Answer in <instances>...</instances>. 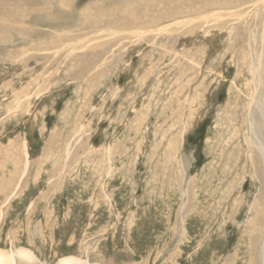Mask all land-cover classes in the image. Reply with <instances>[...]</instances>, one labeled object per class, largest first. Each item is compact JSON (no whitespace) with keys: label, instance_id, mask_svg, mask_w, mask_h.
<instances>
[{"label":"rangeland","instance_id":"obj_1","mask_svg":"<svg viewBox=\"0 0 264 264\" xmlns=\"http://www.w3.org/2000/svg\"><path fill=\"white\" fill-rule=\"evenodd\" d=\"M55 2L0 4V248L260 264L264 0Z\"/></svg>","mask_w":264,"mask_h":264},{"label":"bare ground","instance_id":"obj_2","mask_svg":"<svg viewBox=\"0 0 264 264\" xmlns=\"http://www.w3.org/2000/svg\"><path fill=\"white\" fill-rule=\"evenodd\" d=\"M8 1V0H7ZM7 1H4V0H1V2H0V4L2 5V4H5V3H2V2H7ZM31 1V0H30ZM52 1V0H51ZM59 1V2H58ZM70 1L71 0H57V2H55V3H59L60 5H64L65 3H70ZM75 2V1H74ZM71 3H73V2H71ZM66 5H68V4H66ZM27 6V5H26ZM31 6V5H30ZM90 6H92V5H90ZM63 7H65V6H63ZM67 8V7H66ZM8 9V8H7ZM33 9V8H32ZM34 10V9H33ZM40 10V9H39ZM88 10V9H87ZM16 12H20L21 13V10L20 9H13V12H12V14H14V13H16ZM31 12V11H30ZM9 14H11V13H8L7 14V16H6V14L4 13V14H0V20H9V19H7L10 15ZM38 14V13H37ZM41 14V13H40ZM43 14V13H42ZM82 14V13H81ZM9 15V16H8ZM21 16L22 15H24V14H20ZM48 15V14H47ZM51 15V14H50ZM85 16H87V14L85 15ZM86 18V17H85ZM89 18H92V17H89ZM93 19V18H92ZM89 20V19H88ZM83 22V21H82ZM88 22V21H87ZM21 23V22H20ZM14 25V24H13ZM19 25V24H18ZM61 25V24H60ZM20 27H21V25H20ZM162 29H163V27H162ZM6 30V29H5ZM59 30H61V29H59ZM4 31V30H3ZM20 32H22L21 34H23V36L22 37H24L25 35L24 34H26L25 33V31L23 32V31H20ZM19 32V33H20ZM17 34V33H16ZM251 67V66H250ZM254 68V67H253ZM260 70V69H259ZM258 69H256V74L258 75L257 77H258V80L259 79H261L260 78V76H259V71ZM254 95V94H253ZM264 95V94H263ZM264 96H262V98H263ZM24 99V98H23ZM24 157V156H23ZM6 159V158H5ZM28 160V159H27ZM2 172V171H1ZM25 173V172H24ZM19 176V175H18ZM31 176V175H30ZM2 179H0V181H1ZM15 180H17L16 178H15ZM9 183V182H8ZM11 185V184H10ZM264 202V201H263ZM262 202V203H263ZM264 220V219H263ZM82 246H84V245H82ZM81 246V247H82ZM86 248V247H85ZM11 250H12V252L11 253H8L7 251L8 250H5V249H3V248H0V264H36L35 262V260L37 259L35 256H34V254L33 253H30V252H27L28 251V249L27 248H25V247H22V246H20V247H18V248H16V249H12L11 248ZM82 250V249H81ZM31 251V250H30ZM84 251V250H83ZM100 252V251H99ZM96 253V252H95ZM101 253V252H100ZM92 254V253H91ZM98 254V253H97ZM76 255V254H75ZM94 255V254H93ZM78 256V255H77ZM77 256H71V255H68L67 254V256H63V257H61L60 259H59V261H58V263L57 264H78V262L79 261H81L80 259H79V257H77ZM101 256H103V255H101ZM105 258H106V256H105ZM90 259V258H89ZM93 259V258H92ZM95 259V258H94ZM93 264V263H92ZM94 264H96V263H94ZM260 264H264V227H263V237H262V239H261V243H260Z\"/></svg>","mask_w":264,"mask_h":264}]
</instances>
